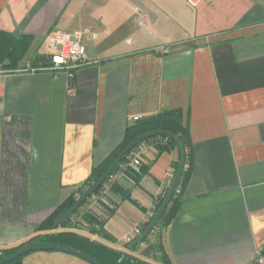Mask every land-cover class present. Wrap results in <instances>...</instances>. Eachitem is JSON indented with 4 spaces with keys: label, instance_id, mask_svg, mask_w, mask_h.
<instances>
[{
    "label": "crops",
    "instance_id": "crops-1",
    "mask_svg": "<svg viewBox=\"0 0 264 264\" xmlns=\"http://www.w3.org/2000/svg\"><path fill=\"white\" fill-rule=\"evenodd\" d=\"M53 29L82 33L86 63L73 77L32 65L49 56ZM0 30L35 36L17 69H0V248L70 230L153 264L264 259V0H0ZM170 109L182 111L191 143L170 222L128 247L180 161L179 146L165 150L155 137L133 150L100 200L64 226L38 229L121 144L134 116ZM90 210L106 217L102 232L84 220ZM79 247L114 264L106 248ZM21 262L92 264L59 250Z\"/></svg>",
    "mask_w": 264,
    "mask_h": 264
},
{
    "label": "trees",
    "instance_id": "trees-1",
    "mask_svg": "<svg viewBox=\"0 0 264 264\" xmlns=\"http://www.w3.org/2000/svg\"><path fill=\"white\" fill-rule=\"evenodd\" d=\"M34 37L35 36L32 33H24V34L16 35L8 31L0 30V69H3V70L17 69L20 65V62L24 59L25 55L27 54L34 40ZM49 60H50V57L47 56L46 54H37L35 58L33 59L32 65L41 64L43 66H48L50 64ZM157 128L168 129L170 131H173L176 136L180 137L186 149V163L185 164L190 162V157H191L190 155L191 154L190 131H189V127L187 123H185L184 121L183 113L181 110L179 109L163 110L151 116L138 119L135 122L127 126L126 131H125V136L121 144L117 146L115 150H113L101 163L93 167L92 172L90 176L88 177V179L85 180V182H83L81 185H79L76 191L72 193L65 201L61 202L58 208L55 210V212L38 226V229L39 230H55L60 226H64L71 219V217L68 218L62 225L55 227L54 223L56 221V217L58 216V214L62 212L63 210H66L76 200V198L80 194H82V192L88 186H90L94 181H96L108 169V167L112 164V162L114 161L118 153L131 140H133L135 137H137L138 135L142 133H145L147 131H150L152 129H157ZM155 137H160L166 140V143L163 145V148L165 150H170L171 148L175 146H179L174 138L166 136V135H162V134L145 138L140 143H138L127 154V156L122 160V162L116 168L114 173L120 168V166L123 163L130 161V155L136 147H138L144 141L150 140L151 138H155ZM178 165H179V161L176 163V170L178 168ZM189 170H190V165H189V168H184L181 179H180L181 181L186 180V178L188 177ZM108 180L109 178L83 204H81L80 207L73 214H75L86 202H89L93 196L95 197L97 196V199L100 200L105 194L101 196L99 192L101 191V189L104 187L105 183ZM165 196L158 202L157 210L160 207L161 203L163 202ZM107 198L110 199L109 197ZM176 199L177 197L175 196V193H174L170 203L168 204L159 222H161L164 217H166L165 218L166 223L171 221L177 209V204H176L177 201H175ZM111 205L112 204H108L106 217L111 215L115 207V206L112 207ZM90 211L91 212H87L84 215V220L89 224L98 223L100 225V228L98 231L102 232L103 231L102 227L106 221V217H104L103 215H98L92 210ZM152 217L150 218V220L152 219ZM150 220L147 222L146 226L149 224ZM159 222L157 223V225L159 224ZM37 238H38L37 241L64 243V244L72 245L75 247H79V245H82L84 243H90V244H93L99 247L106 248L99 242L90 240L86 238L85 236H82L81 234H78L77 232H74V231H70V230L52 231V232H47L44 234H39L38 236L30 238L29 240L19 245L0 248V259L15 252L16 250H18L19 248H21L22 246L26 244L36 242L35 239ZM160 249L163 250V246H160ZM108 250L114 256V264H153L151 262H148L144 259L132 256L130 254H126V253L119 252V251L112 250V249H108ZM262 254L264 255V248L262 250ZM22 257L23 256L13 261H10L6 264H22L21 262ZM103 264L105 263L103 262ZM255 264H260V263L257 262Z\"/></svg>",
    "mask_w": 264,
    "mask_h": 264
},
{
    "label": "water",
    "instance_id": "water-1",
    "mask_svg": "<svg viewBox=\"0 0 264 264\" xmlns=\"http://www.w3.org/2000/svg\"><path fill=\"white\" fill-rule=\"evenodd\" d=\"M166 135L169 137H172L176 140V142L179 145L180 148V161L178 168L176 170L175 176L173 178V181L170 185V188L161 203L160 207L158 208L157 212L154 214L152 219L150 220L149 224L144 228V230L136 237L134 238L129 244V248H134L138 244H140L144 239L153 231V229L156 227L157 223L162 218L168 204L170 203L177 186L179 184V181L181 179L185 163H186V149L183 141L180 139L179 136H176L173 131H170L168 129H152L150 131H147L145 133H142L135 137L133 140H131L116 156L112 164L108 167V169L96 180L94 181L90 186H88L82 194H80L76 200L66 209L63 210L58 214L56 217V221L54 223V226L57 227L59 225H62L68 218L71 217V215L80 207L81 204H83L108 178H110L116 168L119 166V164L122 162V160L127 156V154L142 140L148 137H152L154 135ZM36 250H59L68 252L74 255H77L92 264H103L101 260H99L97 257L89 253L88 251H85L81 248L64 244V243H55V242H46V241H36L29 244H26L16 250L15 252L3 257L0 259V264H6L10 261H13L29 252L36 251Z\"/></svg>",
    "mask_w": 264,
    "mask_h": 264
},
{
    "label": "built area",
    "instance_id": "built-area-1",
    "mask_svg": "<svg viewBox=\"0 0 264 264\" xmlns=\"http://www.w3.org/2000/svg\"><path fill=\"white\" fill-rule=\"evenodd\" d=\"M81 36V32H76V37H73L64 30L53 29L48 35L47 42L50 64L43 67L50 69H62L65 70L70 77H73L75 71L86 63V46ZM138 119L139 116L133 117V120ZM134 162L138 164L139 159L135 158ZM103 194L105 193H102V195ZM96 198L97 196L94 199ZM259 262L264 264V259L260 258Z\"/></svg>",
    "mask_w": 264,
    "mask_h": 264
},
{
    "label": "rangeland",
    "instance_id": "rangeland-1",
    "mask_svg": "<svg viewBox=\"0 0 264 264\" xmlns=\"http://www.w3.org/2000/svg\"><path fill=\"white\" fill-rule=\"evenodd\" d=\"M32 51H33V50H30V52H29V55H31V54H32ZM39 66H42V67H43V65H39Z\"/></svg>",
    "mask_w": 264,
    "mask_h": 264
}]
</instances>
